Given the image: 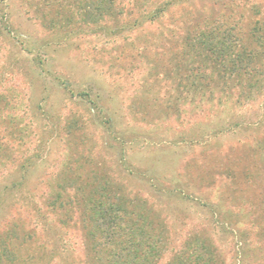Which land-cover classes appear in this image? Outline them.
Returning a JSON list of instances; mask_svg holds the SVG:
<instances>
[{"label":"rangeland","instance_id":"rangeland-1","mask_svg":"<svg viewBox=\"0 0 264 264\" xmlns=\"http://www.w3.org/2000/svg\"><path fill=\"white\" fill-rule=\"evenodd\" d=\"M85 5L0 0V236L15 231L21 264H88L79 210L49 201L110 174L165 218L171 248L199 234L224 264H264V93L190 104L180 61L205 25L246 34L264 0H115L103 19Z\"/></svg>","mask_w":264,"mask_h":264},{"label":"trees","instance_id":"trees-1","mask_svg":"<svg viewBox=\"0 0 264 264\" xmlns=\"http://www.w3.org/2000/svg\"><path fill=\"white\" fill-rule=\"evenodd\" d=\"M114 5L115 0H86L85 18L117 17ZM164 5L142 11L134 19H155ZM263 15L246 34L241 24L215 23L199 28L192 41L186 42L180 61L184 60L183 66L189 72L184 84L188 103L212 100L215 86L224 98H237L239 103L264 93ZM221 94L215 95L219 103L223 102ZM106 121V129H110V121ZM70 122L78 124L75 119ZM259 144L264 157V139ZM84 180L58 183L60 191L49 204L63 210L66 206L79 210L88 264H158L168 251L172 254L165 264H224L211 239L199 234L187 237L177 249L171 248V231L165 218L155 212L146 198L130 194L125 184L110 174L94 173ZM68 188L73 191L68 193ZM14 237V230L0 236V264L25 262L18 260L12 244ZM242 249L244 253L245 248Z\"/></svg>","mask_w":264,"mask_h":264}]
</instances>
